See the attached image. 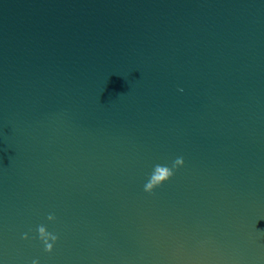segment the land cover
Masks as SVG:
<instances>
[{"label":"water","instance_id":"obj_1","mask_svg":"<svg viewBox=\"0 0 264 264\" xmlns=\"http://www.w3.org/2000/svg\"><path fill=\"white\" fill-rule=\"evenodd\" d=\"M33 261L264 264V0H0V264Z\"/></svg>","mask_w":264,"mask_h":264},{"label":"clouds","instance_id":"obj_2","mask_svg":"<svg viewBox=\"0 0 264 264\" xmlns=\"http://www.w3.org/2000/svg\"><path fill=\"white\" fill-rule=\"evenodd\" d=\"M182 165H183L182 157H178L173 162L171 168H169L168 166L156 165L147 183L144 185V189H143L144 192L151 194L155 188L161 186L163 183L168 181L173 176L174 171L177 168L181 167ZM47 219L49 222H52L54 221L55 217L52 215H49ZM37 232H38L39 239L44 245V251L51 252L52 245L56 242L57 236L53 233L47 232L44 226L38 227ZM22 238L27 239V235H25ZM49 241H51V243ZM33 264H36V262L33 261Z\"/></svg>","mask_w":264,"mask_h":264}]
</instances>
